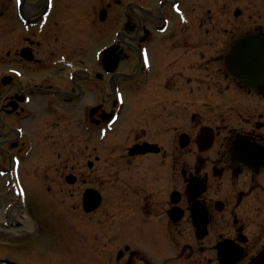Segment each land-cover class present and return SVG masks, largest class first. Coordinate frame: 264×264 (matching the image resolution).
I'll list each match as a JSON object with an SVG mask.
<instances>
[{"label": "flooded vegetation", "instance_id": "af4514ba", "mask_svg": "<svg viewBox=\"0 0 264 264\" xmlns=\"http://www.w3.org/2000/svg\"><path fill=\"white\" fill-rule=\"evenodd\" d=\"M261 44L264 0H0V188L64 180L72 263L264 264Z\"/></svg>", "mask_w": 264, "mask_h": 264}, {"label": "rangeland", "instance_id": "374dc122", "mask_svg": "<svg viewBox=\"0 0 264 264\" xmlns=\"http://www.w3.org/2000/svg\"><path fill=\"white\" fill-rule=\"evenodd\" d=\"M44 157L52 155L45 152ZM45 169L48 168L42 170ZM27 170V178L17 179L18 187L23 189L21 193H14L11 181L7 195L0 188V220H3L0 222V257L13 259L18 264H78V261L72 263L69 255L68 208L75 201L69 195V186L63 179L57 182L45 179L43 174L34 171L33 166ZM50 173L55 174L56 180L61 174ZM48 186H51L49 191ZM25 215L30 219L32 229L14 231L22 225L21 217Z\"/></svg>", "mask_w": 264, "mask_h": 264}, {"label": "water", "instance_id": "95a60500", "mask_svg": "<svg viewBox=\"0 0 264 264\" xmlns=\"http://www.w3.org/2000/svg\"><path fill=\"white\" fill-rule=\"evenodd\" d=\"M263 47H264V44H261ZM253 56H254V53L252 54ZM251 60H252V62H254L256 59L255 58H251ZM257 62H258V60H257ZM250 72H251V74H252V76L254 75V76H257V74H259V76H261V74H260V72H259V69L258 68H252V69H250ZM241 79H243V77L241 76ZM247 81V80H246ZM89 193H90V190H88L86 193H85V196H84V205L87 207V206H89V204H90V201H93V206H95V204H96V202H95V200H94V198H92V200L91 199H89V198H91L90 197V195H89ZM88 200H89V204H87V202H88ZM0 264H15L14 262H11V261H9V260H0Z\"/></svg>", "mask_w": 264, "mask_h": 264}, {"label": "bare ground", "instance_id": "6f19581e", "mask_svg": "<svg viewBox=\"0 0 264 264\" xmlns=\"http://www.w3.org/2000/svg\"><path fill=\"white\" fill-rule=\"evenodd\" d=\"M1 220H0V222L3 221V220L2 221ZM21 222H22V225L19 228H17L16 230H14V231H21V230L29 231V230L32 229L31 221L26 215H25V217H23V216L21 217Z\"/></svg>", "mask_w": 264, "mask_h": 264}, {"label": "snow or ice", "instance_id": "6c2138e0", "mask_svg": "<svg viewBox=\"0 0 264 264\" xmlns=\"http://www.w3.org/2000/svg\"><path fill=\"white\" fill-rule=\"evenodd\" d=\"M129 264H132V260H131V258L129 259Z\"/></svg>", "mask_w": 264, "mask_h": 264}]
</instances>
